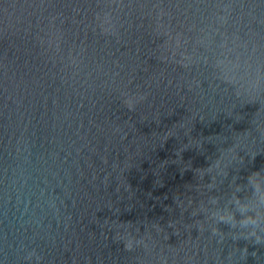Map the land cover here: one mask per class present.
<instances>
[{
    "label": "water",
    "instance_id": "water-1",
    "mask_svg": "<svg viewBox=\"0 0 264 264\" xmlns=\"http://www.w3.org/2000/svg\"><path fill=\"white\" fill-rule=\"evenodd\" d=\"M0 264H264V0H0Z\"/></svg>",
    "mask_w": 264,
    "mask_h": 264
},
{
    "label": "clouds",
    "instance_id": "clouds-1",
    "mask_svg": "<svg viewBox=\"0 0 264 264\" xmlns=\"http://www.w3.org/2000/svg\"><path fill=\"white\" fill-rule=\"evenodd\" d=\"M125 103L127 104V106L129 108H132L133 105H132V102L130 100H126ZM221 219L223 220V217H221ZM249 236H255L256 243H259L261 241V237L258 234L254 233V232L253 233H249ZM125 247H131V243L130 242L127 243L125 245Z\"/></svg>",
    "mask_w": 264,
    "mask_h": 264
}]
</instances>
